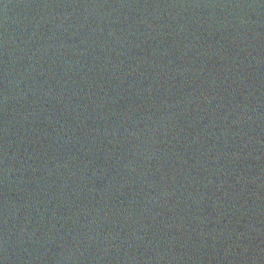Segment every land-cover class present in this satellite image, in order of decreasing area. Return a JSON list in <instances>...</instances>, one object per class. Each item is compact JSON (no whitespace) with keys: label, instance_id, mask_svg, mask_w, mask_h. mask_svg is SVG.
Listing matches in <instances>:
<instances>
[{"label":"water","instance_id":"95a60500","mask_svg":"<svg viewBox=\"0 0 264 264\" xmlns=\"http://www.w3.org/2000/svg\"><path fill=\"white\" fill-rule=\"evenodd\" d=\"M0 264H264V0H0Z\"/></svg>","mask_w":264,"mask_h":264}]
</instances>
